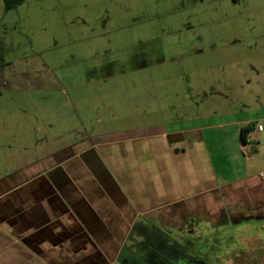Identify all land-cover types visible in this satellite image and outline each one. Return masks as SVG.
Here are the masks:
<instances>
[{"label":"rangeland","instance_id":"obj_1","mask_svg":"<svg viewBox=\"0 0 264 264\" xmlns=\"http://www.w3.org/2000/svg\"><path fill=\"white\" fill-rule=\"evenodd\" d=\"M0 41V177L76 132L264 106V0H0ZM164 233H134L124 262L264 264V222Z\"/></svg>","mask_w":264,"mask_h":264},{"label":"crops","instance_id":"obj_2","mask_svg":"<svg viewBox=\"0 0 264 264\" xmlns=\"http://www.w3.org/2000/svg\"><path fill=\"white\" fill-rule=\"evenodd\" d=\"M259 107L76 132L1 176L0 264H126L134 233L168 245L166 231L264 222V133L250 125L264 118Z\"/></svg>","mask_w":264,"mask_h":264},{"label":"trees","instance_id":"obj_3","mask_svg":"<svg viewBox=\"0 0 264 264\" xmlns=\"http://www.w3.org/2000/svg\"><path fill=\"white\" fill-rule=\"evenodd\" d=\"M3 5H4V10L6 12L14 11L18 9L20 6H22L26 0H2ZM9 65V63L6 62L5 57H4V45L0 41V94L2 92L4 82H5V68ZM248 130L243 129L242 130V139L243 142H246V134Z\"/></svg>","mask_w":264,"mask_h":264},{"label":"built area","instance_id":"obj_4","mask_svg":"<svg viewBox=\"0 0 264 264\" xmlns=\"http://www.w3.org/2000/svg\"><path fill=\"white\" fill-rule=\"evenodd\" d=\"M251 127L259 134L264 133V118L252 122Z\"/></svg>","mask_w":264,"mask_h":264}]
</instances>
